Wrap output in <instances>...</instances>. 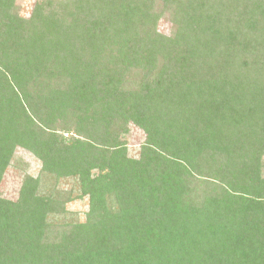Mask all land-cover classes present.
Segmentation results:
<instances>
[{"label": "trees", "instance_id": "1", "mask_svg": "<svg viewBox=\"0 0 264 264\" xmlns=\"http://www.w3.org/2000/svg\"><path fill=\"white\" fill-rule=\"evenodd\" d=\"M18 148L0 264H264V0H0V187Z\"/></svg>", "mask_w": 264, "mask_h": 264}, {"label": "rangeland", "instance_id": "2", "mask_svg": "<svg viewBox=\"0 0 264 264\" xmlns=\"http://www.w3.org/2000/svg\"><path fill=\"white\" fill-rule=\"evenodd\" d=\"M40 0H18L20 6V15L24 18H30L35 4ZM171 23L168 20L161 19L158 23V29L163 34H169ZM128 144V153L132 158H137L140 153V147L145 140V134L135 126H131L129 134L125 137ZM15 165V166H14ZM42 168L41 162L28 151L18 148L15 156V163L11 166L3 179L0 187V196L15 200L18 197L21 186L22 176L27 173L33 177H38ZM59 189H75V181L67 179L61 181ZM77 194V192H76ZM71 213L78 215L84 222L85 214L88 212V199L75 200L67 205Z\"/></svg>", "mask_w": 264, "mask_h": 264}]
</instances>
